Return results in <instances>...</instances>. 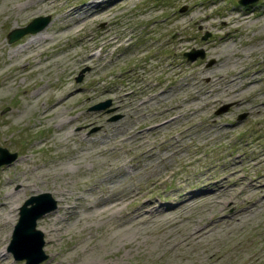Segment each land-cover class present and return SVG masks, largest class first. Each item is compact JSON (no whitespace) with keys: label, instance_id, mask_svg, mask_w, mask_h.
<instances>
[{"label":"rangeland","instance_id":"obj_1","mask_svg":"<svg viewBox=\"0 0 264 264\" xmlns=\"http://www.w3.org/2000/svg\"><path fill=\"white\" fill-rule=\"evenodd\" d=\"M66 1L47 11L0 16V71L5 70L0 85L1 80L10 84L0 99V147L17 154L0 167V210L6 204L0 215L12 210L11 223L0 224V264L26 262L15 260L8 246L19 207L29 197L47 192L56 202L53 211L36 220L39 229L38 224L63 218L57 188L93 201L133 183L140 195L122 214L143 213L138 206L150 202L175 208L184 193L200 199L219 187L226 192L187 213L193 226L174 231L159 219L141 226L131 253L119 243L120 231L111 220H69L53 242L40 229L46 258L39 264H57L74 247L78 256H65L69 264L101 255L119 264H264V0L246 5L238 0H129L108 14L92 11L95 0H71L76 6L91 4L64 17L60 9ZM241 14L252 16L249 26H234ZM44 16L50 17L44 29L8 41L10 31ZM66 23L70 29L60 30ZM37 33L54 40L36 56L19 54L17 67H3L9 51ZM232 41L231 49L225 48ZM192 50L203 57L189 60L185 53ZM50 55L40 70L32 68L25 76L24 70ZM208 84L219 91L193 96ZM35 90L42 91L23 108ZM67 91L75 97L61 111L71 122L58 131L54 115L40 114ZM225 105L228 109L217 113ZM65 129L75 135L58 136ZM177 186L181 191L172 198ZM218 220L221 225L203 241L168 248L167 237L177 233L180 239Z\"/></svg>","mask_w":264,"mask_h":264},{"label":"bare ground","instance_id":"obj_2","mask_svg":"<svg viewBox=\"0 0 264 264\" xmlns=\"http://www.w3.org/2000/svg\"><path fill=\"white\" fill-rule=\"evenodd\" d=\"M12 0H0V16H10L14 10H19V11H30L33 9H38V10H43V11H47L50 10L54 4L58 1V0H26L23 3L18 4L17 6H14L11 3ZM71 0L66 1L67 4L63 5L60 9V15L64 16V17H71L72 15H75V13L80 12L84 9V6H90L91 3L89 4H85L84 6H76L73 3L70 2ZM110 0H95L93 5L90 6L91 9H93L92 11H100L103 13H109L110 11H113V9L116 7V4H123L129 0H121L115 4H109ZM91 15V13H90ZM89 15V16H90ZM85 18H82L81 20H84ZM252 19V16H247L245 14H241V16H237L235 17V21L236 23L234 24L235 27L239 26L240 24L246 22L247 26L250 25V20ZM76 22H79L78 20ZM83 22V21H82ZM71 27V25H69L68 23L63 24L62 26H60V30H69ZM259 37V36H258ZM223 39L226 38H220L219 42H225L222 41ZM54 40V38L52 37L51 34L48 35H43L40 33H37L36 35H34L33 37L29 38L27 40L26 44L20 45L17 48L11 49L9 51V57H8V62L5 61L3 64L5 66L3 67H17L18 62H17V56L19 54H22L26 57H32L31 53L33 52L36 55H38L39 53H42L44 51L45 45L47 46L50 42H52ZM252 41H250L249 43H251ZM234 44V41H232V43L230 45L225 46V48L231 49L232 45ZM44 47V48H43ZM259 47V46H257ZM28 49V51L26 52V50ZM238 50H235V52H237ZM249 54H246L244 57H248ZM53 56H47L45 57L43 60H38L37 62H35V64L33 66H31L30 68H27L25 71V76L31 74L34 70L38 71L40 70V67L43 64H47L50 58H52ZM89 60V58L87 59ZM234 65V64H233ZM32 68H34V70H32ZM5 70H2L1 67V71H0V76L4 73ZM221 76H219L218 78H220ZM235 80V79H234ZM4 80H1V85H0V99H4V97L8 94L9 90H10V84H5L3 82ZM233 80L229 81L232 82ZM211 81L207 82L210 83ZM257 83L256 79H252L251 80V84L252 83ZM209 86L205 85L204 87H201L200 90H198L199 93H195L193 96H197L200 94L203 95H210L211 93H213L214 91H219L216 88H212V85L208 84ZM43 88V86H42ZM41 88V89H42ZM43 90H46V86L44 87ZM27 90H24V93ZM42 90H35L32 92V95L30 96V98L25 100V106H23V108H28L27 106H29V104H31V99L33 97H37L38 95H40ZM26 95V94H25ZM75 97V93L71 92V91H67L65 94H63V96L61 97H57L55 96V100L52 101L40 114V116L42 118H48L50 117V115H54L53 118L57 119V123H56V130L60 131L62 130L65 126H67L68 124H70V122L67 121V119H65L62 116V111L61 108L62 106L67 103L68 101L72 100ZM27 105V106H26ZM24 111V110H23ZM71 135H75L74 133H72L69 129H65V131L61 134H58V136H62L63 139H66L67 137L71 136ZM73 164H75V167H79V164L81 163H76L71 161ZM67 165V164H66ZM62 170H64L65 172H67L65 166L62 167ZM61 170V171H62ZM16 180L19 182V184L23 187V188H27L29 187V184L24 183L23 179H19L16 178ZM138 187V185L136 183L132 184V188L129 187L127 188L126 191L118 193L117 195L114 196H110V197H99L96 200L93 201H87V198H85V196L82 195H77L74 197L70 196V192L65 189V188H57L56 189V194L59 195V199L60 201L63 203V205H58V209H62L63 210V214L61 215V217L63 218H59V216H56L53 218V223H45V224H38V228L39 230L41 229L44 233H46L47 235H50V239L51 242H53L54 240H52L53 235L55 234H60V232L62 231L63 227H64V223L69 221V220H75L78 219L79 217H85L87 219V221L92 222L93 220H100V221H104V220H111L113 221L115 227L120 231V235L121 238H119V243L124 246L125 248H128V253H131L134 248L132 247V243L135 240V238L137 237L138 232L140 231V229L142 228L141 226H148L149 224H153L155 219H159L161 223H166L168 224V227L174 229H180L181 227H184V224L187 223H191V226H193L195 223L194 221H190L187 218V213L189 211L192 210V208L195 207V205L204 203L206 201H213L218 195H221L222 193L226 192L225 189L223 190L222 187H219L218 189H214V192L208 196H205L203 198L197 199L193 196H189L190 194H181V203L179 205H177L175 208H165L163 204L161 203H153L150 202L152 204H148L146 203L143 206H138L137 209L143 208V213L140 212H136L135 210H129V211H125L122 214V211L124 209V207H126L128 204H130V202L135 199L137 200V194L140 195V188L136 190V188ZM181 186H177L174 187V194L171 195L172 198H176L177 197V193L178 191H181ZM229 192V191H227ZM228 194V193H227ZM145 196V195H143ZM147 200H151V197H146ZM75 200H84L83 204H76ZM134 200V201H135ZM152 201H154V199H152ZM146 202V201H145ZM104 203L105 206L101 207V208H95V207H100L99 205ZM6 205V204H5ZM5 205H2L1 210L3 211L5 209ZM80 205H83L82 208ZM148 205V206H147ZM22 206V205H21ZM256 206V203H254L252 206H250L247 210H251L252 208H254ZM7 208V207H6ZM20 208V207H19ZM11 209V208H10ZM8 209L7 213H5V216L0 215V224H4V225H8L11 223V219L12 216H10V212L12 210ZM14 209V208H13ZM145 209V210H144ZM160 216V217H157ZM59 219V220H58ZM62 222V224L60 223ZM220 220L218 221H213L212 223L208 224L207 226H204L201 229H197V230H193V228L191 229V231L186 232L185 234H181L179 235L180 239H177L176 235L177 233L173 234L170 238L167 237L166 240L168 241V248H171L173 246H179V245H185L186 243H199L201 241H203L204 239L208 238V236H210L214 230L216 228H218L221 224L219 223ZM171 230V229H170ZM164 241V240H163ZM52 244V243H51ZM52 245H50L51 247ZM74 253V254H73ZM78 256L77 252H76V247L72 248V253L70 254L69 250H67L65 252L64 255H62L63 259H60V261L57 262V264H66L68 263V259H65V256ZM0 256H2V254H0ZM4 257L7 258V256L5 255ZM61 257V256H60ZM1 258V257H0ZM69 263H71L69 261ZM68 263V264H69ZM82 264H119L118 260H111V259H106L105 257H103L102 255L99 257H93L92 259H90L87 262H83Z\"/></svg>","mask_w":264,"mask_h":264},{"label":"water","instance_id":"obj_3","mask_svg":"<svg viewBox=\"0 0 264 264\" xmlns=\"http://www.w3.org/2000/svg\"><path fill=\"white\" fill-rule=\"evenodd\" d=\"M256 0H238L241 5H246ZM184 10V9H183ZM50 22L49 16L36 17L27 25L21 28L10 31L7 35L9 42H14L28 33H36L44 29ZM206 38V37H204ZM189 60H194L196 57H203L202 51L192 50L185 53ZM81 80V76L77 78ZM104 106H95L94 109H100ZM229 105L221 107L217 113H222L228 109ZM244 115H242L243 117ZM17 154L10 153L7 149L0 147V167L8 165L16 160ZM56 208V202L52 196L45 192L39 195L29 197L19 209V218L14 226L11 241L8 250L12 252L15 260L25 259V264H39L46 255L43 252V234L39 229H36V220L53 211Z\"/></svg>","mask_w":264,"mask_h":264}]
</instances>
